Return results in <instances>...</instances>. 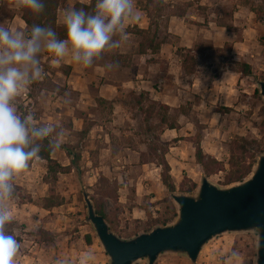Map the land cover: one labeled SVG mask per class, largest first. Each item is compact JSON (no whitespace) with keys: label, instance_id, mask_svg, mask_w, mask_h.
<instances>
[{"label":"crops","instance_id":"obj_1","mask_svg":"<svg viewBox=\"0 0 264 264\" xmlns=\"http://www.w3.org/2000/svg\"><path fill=\"white\" fill-rule=\"evenodd\" d=\"M163 1L171 4L174 9L176 4L194 3L197 8H207L217 2ZM90 2L91 0H67L66 8L71 9L77 3L88 5ZM192 10L188 8L179 14H173L165 23H156L151 27L146 12L135 0L134 15L138 11L139 19L126 22L127 39L121 48L106 53L86 69L72 62L70 57H66L59 65H54L51 55L42 53L40 59L46 73L45 79L32 84L15 101L16 104L25 106L23 115H34L38 125L52 124L64 130L61 149L51 154L52 159L63 167L71 163L66 147L77 136L81 137L83 158L111 151L116 155L117 161L120 159V164H113V170H124L117 177V204L122 223L126 220L143 221L149 218L143 204H150V212L156 215L162 210L159 203L167 192L161 183V169L153 162L141 159V155L146 152L144 145L140 146L138 152L137 143L133 142L137 139L134 134L136 121L147 112V107L144 101L132 102L131 95L139 99L141 96L147 97L159 107H166L169 117L172 113L178 115L171 127L167 126L165 119L159 121L163 128L157 136L163 142L173 143L166 154V160L171 167L175 185L178 186L184 176L191 183L199 185L202 168L196 162V149L192 141L196 125H208L203 131L201 147L205 155L219 159V149H223L224 144L221 141V127L216 121H219V117L224 120L228 115L209 111L211 119L206 122L203 117H206L208 109L233 108L236 105L234 102L238 101V91L243 89V82L254 79L242 76L229 67L221 68L213 81L207 77L209 69L214 68L212 66L204 67L203 75L197 71L198 66L193 74L185 72L182 53L189 50L195 61L199 62L212 58L213 49L223 50L228 44L231 49L223 53L221 59L229 56L234 61L244 62L252 66L253 72L256 61L261 56L257 39L260 26L257 23H240L235 16L233 23H215L211 20L205 23L204 18ZM0 24L14 30L30 31L22 19L21 9L14 6L0 7ZM138 31L147 33L141 35ZM197 47H200L199 51L196 50ZM108 64L118 67L108 70ZM70 94L75 96L73 100ZM104 103L110 106L108 113L103 108ZM20 106L17 105V109L22 114ZM186 106L189 108L182 111ZM46 165V161L35 159L14 180L15 187H19L20 192L29 196L30 200L23 202L17 195L13 197L14 203L11 200L6 202L12 221L23 222L27 226L25 232L38 233L36 240H18L20 248L15 264H54L57 257L68 259L70 264H80V259L88 252L93 254L92 264H102L106 254L89 232H83V227H79L81 231L78 237L69 232L70 220L61 211L63 206L52 210L36 206L39 199L48 196L50 184L43 182L42 178L47 173ZM35 209L42 216L39 220L33 215L32 211ZM44 214L51 217L48 220L42 219ZM32 221L36 223L35 227L32 226ZM13 232L17 237L16 231ZM40 232L45 236L41 237ZM87 236L90 237V243L87 242ZM172 261L171 258L162 257L159 264H170Z\"/></svg>","mask_w":264,"mask_h":264},{"label":"rangeland","instance_id":"obj_2","mask_svg":"<svg viewBox=\"0 0 264 264\" xmlns=\"http://www.w3.org/2000/svg\"><path fill=\"white\" fill-rule=\"evenodd\" d=\"M215 1L216 0H213V2ZM136 2L143 10L144 2L138 0H136ZM66 4L67 1L62 3L57 12V23H62L63 13L65 12V10H67ZM188 8H192L196 12V14L201 15L202 18H204L205 23H207V21L209 20L215 23H233L235 16L240 23H257L260 26V34L259 36H257V39L259 42L258 46L261 51V56H259L256 61L255 72H253L254 76H252V78L254 79H248L247 83L243 82V89L241 88L238 91V101L234 102L236 105L233 108L228 109L218 107L217 109H208L205 113L206 117H203L204 121H209V119H211V112L209 111L219 112L222 115H228V117H226L224 120L219 117V121H216L219 123L218 126L221 127L222 130L221 141L224 144V148L219 149V159H215L224 165L225 170L223 172H216L215 174L208 176L211 183L218 186L219 188H226L231 185L237 184L234 183L231 185H226V176L231 169L230 147L234 141H236L237 139L244 140V148L256 155L257 158L260 155L264 154V100L260 97V94L258 97L255 96V91L258 90L259 92L257 83L259 81H262L260 79L264 77V0H217L216 3H213L210 7L207 8H197L194 3H183L176 4L175 9L171 7V4L164 3L161 13H157L155 16L158 23H165L167 19H169V17L173 14H179L183 10H188ZM197 10H199V12H197ZM230 49L231 46H229L228 44L223 50L213 49L214 56L212 58L206 60L203 59L199 62L194 61L191 67L195 69L198 66L197 71L202 72V75L204 74L203 72H205L204 67H214L213 69H209L207 77L210 81H213L215 76L220 73L221 68L226 69V67H229L230 70L237 71L239 69L238 63L241 62L234 61L229 56H225L224 60L221 59V55H223V53L225 52H228V50ZM196 50L199 51L200 47H197ZM182 55L184 57L186 53H182ZM217 56H219L220 59ZM69 96L72 100L75 98V96H73L72 94H70ZM135 100L136 97L131 95V101L134 102ZM143 101L146 102L145 106L147 107L146 111H148V114L147 112H145L143 113L142 118L138 117V120L136 121V128L134 129V134L137 139L133 140V142L137 143L138 148L136 150L138 152L140 146L144 145V149L146 150V152L143 153L140 158L144 161L153 162L157 166L158 162L153 149L159 148L161 151H163V149H166V145L168 144V142H163L160 137L157 136L158 133L162 132L163 128V126L159 124V121L165 119L167 122V126L171 127L175 124L178 115H176V113H172L169 117L168 110H165L163 106L159 107L147 97H143ZM17 105H22L20 107H22L23 109L19 107V110L22 111V115L25 114V106H23V104H16V106ZM103 108L105 112L108 113L110 106L104 103ZM188 108L189 107L186 106L181 110L186 111ZM149 114L152 115V118L150 119L148 118ZM196 121L198 120L196 119ZM206 127H208V125L206 124H197L195 130L196 134L192 138V140L197 136H202L204 128ZM80 138L81 137L79 136L75 137L72 141L73 143L69 145V147L77 149V151L81 154L82 150L80 148ZM171 144L173 143L170 142L168 148H170ZM119 160L117 161L116 155H114L111 151H102L101 153L98 152V155H96L95 157L83 158L82 156L79 164V170H74L71 174H60L58 175L57 181L52 180L51 174H43V182H45L44 179H46L48 184H50V187L48 188V196L50 195V190L53 189L55 191V195L59 197L63 202L61 211H64V215L70 220L69 232L74 237L80 236L81 230L79 229V227H83L82 231L89 232L91 236L94 237L96 244L101 246L92 225L87 222V209L82 191L85 190L90 199L91 197H93L94 199H101L103 197V194L107 190L118 191L119 182L117 180V177L118 174H123L124 170H113V164H120ZM200 174L201 177H203V175H206L203 172V168ZM177 185L178 190L175 194H185L181 193L179 189L183 187L184 190H188L189 188H191L192 183L187 178V176H184L181 183ZM197 189L191 194L186 195H195L197 193ZM20 190L21 189L19 187H15L14 196H20L21 201L23 202H25L26 199L30 200V197L24 196V194H22ZM170 195L166 192V197L159 203L161 204L162 210L157 212L156 215H153L150 212V204H143L142 207L147 210L148 214L150 215L149 218L143 221L126 220L123 223V220H120L119 218L121 216L119 206L117 204L119 200L115 202L111 199H105L104 209L108 217V221H106L109 224L110 230L117 234L120 238L128 240L141 233H145L146 230L151 229V227L154 225V221H169V224H172L177 218L178 208L171 199ZM43 199H39L36 203V206H38L39 208H43ZM11 201L12 203H14L13 198L11 199ZM17 201L21 203L20 200ZM32 212L36 220L41 219L40 217L42 216H40L41 214L39 213V210L35 209ZM26 217L28 218V216ZM50 217L51 215L44 214V217L42 219L48 220ZM31 223L32 226L35 227L36 223L34 221H32ZM26 227L27 226L20 221H12L7 225V229L9 232L16 231L17 239L19 241H22L23 239L36 240L38 237V233L31 234L25 232ZM41 237L44 236L41 235ZM257 243L258 237L255 232L228 233L221 235L209 242L202 249L197 264H226L227 257L233 251H236L238 253V258L236 261L230 262V264H256ZM101 249L104 252L102 246ZM162 257L168 259L171 258L173 260L171 263L173 264H192V262L186 256L165 254L160 258ZM159 259L156 264H159ZM108 263L109 259L106 255V259L102 264ZM136 264L148 263L146 260H143Z\"/></svg>","mask_w":264,"mask_h":264},{"label":"clouds","instance_id":"obj_3","mask_svg":"<svg viewBox=\"0 0 264 264\" xmlns=\"http://www.w3.org/2000/svg\"><path fill=\"white\" fill-rule=\"evenodd\" d=\"M13 6L34 15L42 13L45 7L43 0H0V7ZM134 8L135 0H95L91 12L67 9L62 17L66 29L63 39L48 26L33 25L24 32L0 24V264H15L20 248L14 232L7 229L13 217L6 202L14 196L15 178L39 158L44 141L49 151L54 152L61 149L65 135L56 125H38L31 113L20 114L15 101L32 84L45 79L42 53L50 54L54 65L70 57L86 69L106 53L121 48L127 39L126 22L139 19ZM106 67L112 70L118 65ZM237 258L238 253L231 252L226 264ZM92 261L93 254L88 252L80 264H92ZM54 264H70V261L57 257Z\"/></svg>","mask_w":264,"mask_h":264},{"label":"water","instance_id":"obj_4","mask_svg":"<svg viewBox=\"0 0 264 264\" xmlns=\"http://www.w3.org/2000/svg\"><path fill=\"white\" fill-rule=\"evenodd\" d=\"M264 100V81H259ZM90 223L109 259L108 264H156L165 254L186 256L197 264L202 249L228 233L255 232L258 237L256 264H264V154L249 177L235 185L219 188L203 175L195 195L171 194L178 208L172 224L124 240L110 230L97 214L85 190L82 191Z\"/></svg>","mask_w":264,"mask_h":264},{"label":"trees","instance_id":"obj_5","mask_svg":"<svg viewBox=\"0 0 264 264\" xmlns=\"http://www.w3.org/2000/svg\"><path fill=\"white\" fill-rule=\"evenodd\" d=\"M67 0H43L45 5L44 11L39 15H34L27 9H21L22 19L26 23L29 30L33 25H40V26H48L51 27L58 35L59 38L63 39L66 36V29L63 25H58L57 23V12L61 7L62 3L66 2ZM144 2L143 10L146 12L147 17L149 18L151 27L158 23L156 19V14L161 13L163 10L164 3L161 0H138ZM95 0H91L90 4H81L77 3L74 8L75 9H84L86 12H91L94 8ZM159 17V16H158ZM147 32L138 31V34H146ZM151 47H153L151 45ZM186 55L183 57V69L187 74H193L195 72L194 68L191 67L192 63H194L195 58L192 54L191 50L185 51ZM239 69L237 70L238 73L242 74L245 77H252L254 76L252 66L241 62L238 63ZM260 80L264 81V77ZM255 96H259L258 90L255 91ZM138 103L143 101L142 96L136 98ZM165 110H168L164 107ZM148 114V111H147ZM148 118H152V115L149 114ZM194 147L196 149L195 157L197 164L203 168L204 174L207 176H211L216 172H223L225 170L224 165L216 160L211 156H207L204 154L203 149L201 147L202 136H197L193 140ZM243 143H245L242 139H237L231 144L230 151H231V161H230V171L226 176V185H231L234 183L242 182L246 179L250 174L253 172V169L256 164V155L245 149ZM166 149L161 151L159 148H154L153 152L157 159V166L161 168V183L165 187L167 193L173 194L177 192V186L175 185L172 175H171V167L166 160V154L169 150V143L166 145ZM67 154L70 157V165L67 167H63L57 161L53 160L51 157L52 152L49 151L47 147V141L43 142L42 150L39 154V158L46 161L47 163V173L52 175V180L57 181L58 175L60 174H71L74 170H79V164L81 161V154L77 151V149L73 147H66ZM242 151V153H241ZM33 163L30 162V165ZM46 183L47 180L44 179ZM198 185L193 184L191 188L188 190H184L183 187L179 189L181 193L191 194L197 189ZM118 191L107 190L101 199H94L91 197V200L94 203L95 209L97 214L103 216L107 221L108 217L104 209V200L111 199L113 201H118ZM62 200L55 195V191L53 189L50 190V195L43 199V209L45 210H52L53 208H57L62 206ZM169 221H154V225L151 227L157 226H165L169 224ZM146 230L145 232L150 231ZM39 234L45 236L43 232ZM87 242L90 243V237H86Z\"/></svg>","mask_w":264,"mask_h":264}]
</instances>
